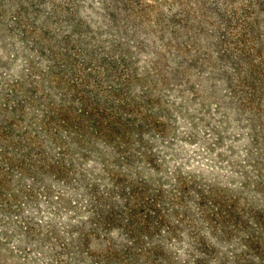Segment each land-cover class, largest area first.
Here are the masks:
<instances>
[{"label": "rangeland", "instance_id": "rangeland-1", "mask_svg": "<svg viewBox=\"0 0 264 264\" xmlns=\"http://www.w3.org/2000/svg\"><path fill=\"white\" fill-rule=\"evenodd\" d=\"M0 264H264V0H0Z\"/></svg>", "mask_w": 264, "mask_h": 264}]
</instances>
